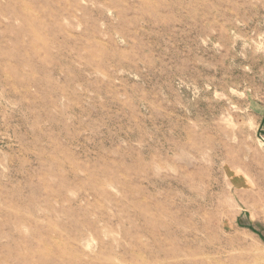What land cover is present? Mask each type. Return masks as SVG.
<instances>
[{
    "label": "rangeland",
    "instance_id": "rangeland-1",
    "mask_svg": "<svg viewBox=\"0 0 264 264\" xmlns=\"http://www.w3.org/2000/svg\"><path fill=\"white\" fill-rule=\"evenodd\" d=\"M0 264H264V0H0Z\"/></svg>",
    "mask_w": 264,
    "mask_h": 264
}]
</instances>
